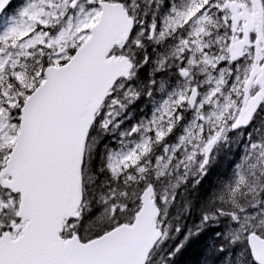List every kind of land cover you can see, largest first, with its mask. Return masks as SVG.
I'll return each instance as SVG.
<instances>
[{
    "label": "snow or ice",
    "instance_id": "snow-or-ice-1",
    "mask_svg": "<svg viewBox=\"0 0 264 264\" xmlns=\"http://www.w3.org/2000/svg\"><path fill=\"white\" fill-rule=\"evenodd\" d=\"M11 3L0 264H264V0Z\"/></svg>",
    "mask_w": 264,
    "mask_h": 264
},
{
    "label": "trees",
    "instance_id": "trees-1",
    "mask_svg": "<svg viewBox=\"0 0 264 264\" xmlns=\"http://www.w3.org/2000/svg\"><path fill=\"white\" fill-rule=\"evenodd\" d=\"M227 166V162L224 161L221 164V170ZM198 223V219L193 216L187 223L188 226L191 227L193 222ZM211 243V237H205L198 243H194L189 247L185 248V250L177 257V264H212V255L209 247Z\"/></svg>",
    "mask_w": 264,
    "mask_h": 264
},
{
    "label": "flooded vegetation",
    "instance_id": "flooded-vegetation-1",
    "mask_svg": "<svg viewBox=\"0 0 264 264\" xmlns=\"http://www.w3.org/2000/svg\"><path fill=\"white\" fill-rule=\"evenodd\" d=\"M16 3H17V1H16ZM15 4V3H14ZM13 6V5H12Z\"/></svg>",
    "mask_w": 264,
    "mask_h": 264
}]
</instances>
